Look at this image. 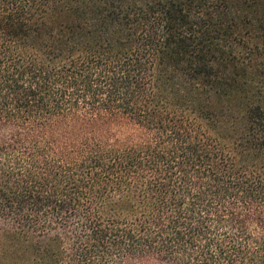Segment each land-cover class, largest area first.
Returning <instances> with one entry per match:
<instances>
[{
	"label": "trees",
	"instance_id": "1",
	"mask_svg": "<svg viewBox=\"0 0 264 264\" xmlns=\"http://www.w3.org/2000/svg\"><path fill=\"white\" fill-rule=\"evenodd\" d=\"M0 264H264V0H0Z\"/></svg>",
	"mask_w": 264,
	"mask_h": 264
}]
</instances>
